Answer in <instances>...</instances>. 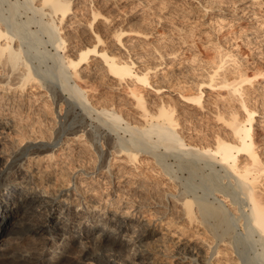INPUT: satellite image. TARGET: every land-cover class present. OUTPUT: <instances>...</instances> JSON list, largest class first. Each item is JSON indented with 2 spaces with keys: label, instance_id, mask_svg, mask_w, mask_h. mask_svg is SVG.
<instances>
[{
  "label": "rangeland",
  "instance_id": "obj_1",
  "mask_svg": "<svg viewBox=\"0 0 264 264\" xmlns=\"http://www.w3.org/2000/svg\"><path fill=\"white\" fill-rule=\"evenodd\" d=\"M95 1L98 2L102 0ZM106 1V7H102L99 3L98 6L101 8L103 14L115 18L114 26H120L130 32L125 40L131 45L132 49L130 50L131 53H129L131 55L127 56L123 50L119 49V46L115 44L113 45V41H107L108 44H112L111 48L113 51L121 55L123 54L127 59L130 58L135 62L137 70L151 69L149 74L151 85L143 86L142 84L137 83V88L144 96L149 112L155 113L161 103H165V105L168 104L169 106H176L178 110L176 112V117L181 120L177 130L188 143L195 140L196 136L197 138L199 137L198 139L202 140H206L209 136L208 140L210 141L212 138L211 136H214V134L219 132L225 134L228 132L225 125L220 121H217L215 116L216 114H219V112L224 114L229 110H237L239 114H244V111L240 106V100L235 96H229L225 89L209 87L205 82L209 81L208 75L210 76L211 67L213 66L212 63L216 62L213 60H218L217 55L220 50L227 52V55L228 52H230V55H233L234 57L236 56V58L238 57L237 60L239 61H237V65L241 66L243 68H241L242 70L256 74L258 71L264 69V0ZM32 2L33 0H0L1 25L6 26L12 34L14 33L16 36L15 39L18 40L17 42L21 43L20 46L23 50L22 57L24 61L26 60L25 62H27L35 77L37 76L36 78H39L38 80L41 83L43 81V85L47 87L37 88L39 83L35 81L28 85L25 92L18 90L15 91L13 95L17 99H20V101H17L20 105L18 106V111L16 110V114L19 113L17 114V116H19L22 112V117H36V124L39 125V129H43L44 126V131L47 130L46 132L49 134H53V130L55 132L56 123L57 126L58 124H61L60 127L63 126L61 129L65 130L66 128L67 130V132L64 131L62 134V139L67 133H70V136H72L71 133H74L76 127H80V125L85 127L86 131L90 130V132L93 133V146L90 152L100 156L102 159L106 152L105 148H103V144H105L104 142L109 141L107 138H110L111 143H115L116 145V143H120V136L116 132L113 133L114 131L112 132L108 127L101 128L102 125L98 120V116H96L97 111L95 109H101L102 107L110 108L111 110L114 109V111L119 112L129 124L132 123L131 125L134 126L138 123L139 125L145 123L144 118L142 117L143 113L136 105L135 97L128 92V85L122 83L123 85L119 86L114 78H111L103 71L100 72V70L95 69L96 61H90L88 70L82 68L79 71V74L83 76L87 75L86 79H88L85 81L87 86L85 95L89 99V101L86 102L87 105H85V107L88 106L87 111L84 109V106L78 103L75 96H71L68 91H65L66 86L60 81L62 80V72L59 71V66H61L58 61L59 55L54 46L51 45L53 40H51L49 35L47 37V33H44L46 32L43 26L45 23L43 20H40V14L33 13L34 10L32 8H34L33 5L35 2L33 4ZM89 2L90 0H74L73 7L77 10L76 14L78 15L82 13L83 6ZM38 24L40 25L38 26ZM67 27L68 26L65 24L64 30L66 31L63 32H65V35H68L67 38L71 37L72 39L75 34L73 32L75 31H72L73 29ZM15 33H18L19 35H16ZM231 58L233 59V57ZM231 58L230 60H232ZM56 63H58L59 66H57L58 64ZM97 64L99 67H102V64H99L98 62ZM231 64H228L226 69V74L229 78L235 76L233 63L231 62ZM91 71L93 72L92 74L90 73ZM68 72L73 73V71L70 70ZM164 78H167L165 81L169 79V83H161ZM69 82L74 84L73 79H70ZM202 83L204 85H202ZM162 84L164 85V88L159 91H156L152 87L163 86ZM167 86L169 87L167 88ZM200 87L203 90L202 108L185 101L181 94H179V92L184 93L191 92L192 90L196 91V89ZM244 88L245 94H243V99L246 101L249 108L252 107L257 111L253 122L255 131L254 137L258 140V142L256 141L258 143L256 150L262 160V164L264 165L263 77L261 75L258 76L252 85L244 84ZM1 90L2 89L0 88V96L2 95ZM44 90L48 91L45 92ZM9 94L12 95V91L9 92ZM48 96L53 101L49 99ZM90 106H93L94 109L89 108ZM88 112H90L92 116L88 115ZM13 113H15V111H13ZM15 120L17 122L19 121L16 118ZM60 120L61 122H59ZM21 124H23V122ZM51 126L53 128H51ZM14 131L15 130L10 131L3 129L0 125V171L4 169L5 171H3L6 176L9 174H17L16 177L14 176L15 178L13 177V180L4 182V184L1 183L0 185V196L4 195L3 197L5 198L11 193V195H8V197L11 196V199L9 200H12V196L14 195L20 197L22 193L21 191L26 192L27 188L24 189V185L26 186V184L21 185L22 179L29 178L32 173L31 170L36 167L39 168L42 165V163H40V165H38L39 167L35 166L34 162H30L32 165H29L27 160L24 159L22 164H18L16 167L9 166V156L11 152L20 150L26 145L25 142H21L19 134H17V132L14 133ZM57 131L58 130H56V132ZM52 134L49 137L53 138ZM203 135H206V138ZM200 136L203 138H200ZM124 137L127 139L125 135ZM211 140H213V138ZM147 148L149 147L146 146V149ZM141 149H144V147L142 146ZM54 151L56 154H59L57 148H55ZM158 151L159 152L157 153H160L161 150ZM162 151L164 150L162 149ZM163 153L161 152L162 156L161 154L156 155L155 153V156H158L156 159L158 160L157 163H155L156 161L154 159L156 157L154 154L150 155L151 153H141V155H139V161H136V165L138 166L137 173H132L133 175H131V177L133 179L130 178V180L135 181L139 175L138 172L141 171L139 173L143 172L142 174H145L146 183L150 185L153 184L160 188H164L170 193L177 191L176 193L178 194L182 193L191 198L195 197L197 200H200L201 198L200 202L202 201L201 203L204 204V206L209 207L211 205V209H220L221 212L218 211L225 214L226 218L223 223L229 218L227 220L228 223L226 222L227 224L224 225L219 221H212V218H210L211 220L209 224H215V226H212L213 228L215 227V230L218 229L217 232L215 231L217 236L222 233L225 235L230 233L225 237L223 235V238L227 239L229 238L228 236H230V238L233 236L232 240L228 239V241L230 242L231 240L232 242L230 246H238V251H236L237 248L235 246L231 247L234 249L228 248L226 250V254L228 255H218L219 262L215 260L217 263L264 264V260H260L264 256V249L261 247L263 244L262 242H260L261 245L258 244V239L260 238L256 234L253 236L250 232L247 233L248 231H244L246 230L245 226H247L244 225L247 224L244 222L246 220L242 215L241 217L238 215V213L244 214L246 212V209H244L245 205H243L245 203L242 201L244 198L240 195V192H238L239 190L235 188V185L233 186V184H231L233 181L230 180L231 178L229 179L225 170L218 164H215L216 166H211V161L209 160V162L207 160H197L198 162L196 160H191L189 156L184 155L181 152L174 153L175 155L170 154V156L173 155L172 158L169 157V155L167 157ZM112 157L113 155L107 154L108 161L106 162V165H122L121 163H113ZM163 157L167 158L165 159ZM182 159L186 160V162ZM116 160L120 162L123 158H117ZM195 161L198 164H195ZM202 161L203 163L205 161L208 162L206 163L207 165L203 164ZM158 163H160V166ZM44 164L46 165L47 162L43 163V167H45ZM190 164L192 166H190ZM211 164L214 163L211 162ZM198 166L201 167V169L198 168ZM163 169L164 171H162ZM186 170L188 171L186 172ZM225 174L226 176H224ZM168 175H171L172 177L174 176L173 181H175L177 185L176 191H174L175 184H169ZM225 177H228V179ZM38 178L32 177V182L33 180L36 182L32 183V185L35 188L38 186L42 189H37V187V190L34 193H30L31 191H29L27 196L28 199L29 197L37 198L36 196H38L42 201H40L41 204L44 205L36 210H30L28 205H24L22 207L24 211H20L22 215L20 214L17 218L8 219V223L3 222L5 223L4 225L0 222V230H2L0 235V264L7 263L8 254L23 247H34L35 235L26 234L20 230L26 219H30V217L33 218V213L39 219L41 218V221L44 219L43 222L44 224L46 223V236L55 239L52 248H50L51 246H48L46 249H38V251H40L39 253L38 251L36 252L37 257L43 256L48 262H50V264H75V261L76 264H188L177 259L181 258V255H178V251L183 247V243H186L190 248L184 252L186 257L189 256L190 258H195L196 254H198L202 259L201 262L194 261L191 264L199 262L202 264V262L207 259V253L205 252L208 249L207 245L205 246L204 242H201L205 228L187 229V227H185L187 225L183 224L184 222L176 219L177 215L175 210L167 214V217L161 219L162 221L155 219L149 212L150 210L148 207L132 208L131 210H126L128 211L127 214L123 211L125 210V205L122 203L118 204L119 202L117 201L115 194L112 191H108L110 190L109 188L108 190H103L104 186L100 185V191L93 194L92 198L91 195L80 198L75 192H71V185L67 191L69 179L66 180L67 184L64 185L68 197L67 195L54 197L53 194L56 193V191L52 189L53 187H56L55 184H53L55 183L53 182L54 180L46 177L47 180L44 182L43 175L41 177L42 181ZM208 179H210V181ZM211 180L213 183H209ZM259 183V187H261L260 189L263 194L264 174L261 176ZM85 187L87 186L83 185L81 189ZM216 187L219 189L216 190ZM234 189L235 192H233ZM185 192L187 193L185 194ZM228 192L232 197H227V199L226 197H223V195ZM233 194H235V196ZM65 198L67 199L65 200ZM113 198L116 200L112 201L114 204L106 207V204H104L105 199L111 201ZM230 198L234 199V201H231L233 202L231 203L232 207H229V205H231L229 204L230 202H228L231 200ZM236 199H238L237 202L235 201ZM91 201L97 203L96 207H91ZM238 201H240V211L242 212L244 210L242 213L237 209ZM78 204H81V206L78 207ZM160 209L161 211L163 210V208ZM232 209L236 213H233ZM231 213L233 214L231 215ZM72 218L76 219L73 223H71ZM237 218L239 221H237ZM242 222H244V224ZM18 223H20V226H17ZM216 224H221L218 226H220L222 230L219 227L216 228ZM226 225L229 229L230 227L232 228L230 229L232 232L227 230L228 228ZM148 228L149 230L155 231V236L152 239L141 237V240H136L135 237L138 234V236L145 234V230L147 231ZM247 235L250 236L247 237ZM220 237H222V235ZM138 239H140V237ZM256 239L258 240L257 242ZM233 240L237 243L234 244ZM63 241H67V244L73 243L74 247L78 246V249L79 245L80 247L87 246V251L84 252L82 257H77L75 254H72L71 248L70 250H67L68 252L65 253L64 257L54 259L52 256L55 253H52ZM259 246L261 250L259 249ZM143 248L146 250L144 252L146 253L145 257L136 256L135 254H138L139 250ZM232 250L233 254L231 252ZM194 251H198V253L193 254L195 253ZM262 259H264V257ZM80 260L83 262L81 263Z\"/></svg>",
  "mask_w": 264,
  "mask_h": 264
},
{
  "label": "bare ground",
  "instance_id": "obj_2",
  "mask_svg": "<svg viewBox=\"0 0 264 264\" xmlns=\"http://www.w3.org/2000/svg\"><path fill=\"white\" fill-rule=\"evenodd\" d=\"M34 2H35V4L33 5L34 8H32L30 4L29 5L34 10L33 13L35 12L40 14L41 17L40 20H43L45 23V25L42 24L44 26V30L46 31L44 33H47L46 34L47 37L49 35L51 40H53L51 45L54 46V48L57 50V53L59 55L58 61L61 66H59L58 63L56 64H58L57 66L60 67L59 71L62 72V78H61L62 80L60 81H62V84L66 86L65 91H68L71 96H75L78 100V103L84 106V109L87 111L88 106L85 107V105H87L86 102L89 101V99L85 95L87 89L85 81H87L88 79H86L87 75L83 76L79 74L80 73L79 71L82 68L88 70L90 61H96L95 69L100 70V72L103 71L111 78H114L116 82L119 84V86L123 84L128 85L127 86V88H129L128 92H130L135 97L136 105L141 109L140 111H142L143 113L142 117L144 118L145 123L141 125H139L138 123L135 124L134 126L131 125L132 123L129 124L123 118V116L119 112L114 111V109L111 110L110 108H106V107L105 108L102 107L101 109H95L97 111L96 116H98V120L102 125L101 128L103 129V127L106 128L108 127V129L110 128L112 132L114 131L113 133L116 132L120 136V137L118 136L120 143L118 142L116 143V145L115 143H111L110 138H107V140L109 141H106L104 142L105 144H103V148H105L106 150L105 156L101 159L100 156H97L96 154H92L90 152L93 146V133L90 132V130L86 131L85 127L81 125L80 127H76L75 129L77 131L75 130L74 133H71L72 136H70V133H67V135H64L62 139L61 138L62 134L64 133V131L67 132V130L66 128L65 130L61 129V127L63 126L60 127L61 124L60 125L58 124L57 126L56 123L55 124L56 128L55 127L54 128L58 131L56 132L55 130L54 132V130L51 129L53 130V134L51 133L53 135L52 138L49 137L51 134L46 132L47 130L44 131L45 130L44 126L43 129L41 128L39 129V125L36 124L37 123L36 117L33 116L22 117L21 114L22 112L20 113L19 116H17V114L19 113L16 114V110L18 111V106L20 105L17 103V101H20V99L19 98L17 99L13 95V93L17 90L25 92L28 85L34 83L35 81L39 83L37 88H41V87L45 88L46 86L43 85V81L41 83L38 80L39 78L38 79L36 78L37 76L35 77L34 73H32L31 69L29 68L27 62H25L26 60L24 61L22 57L23 50L22 47L20 46L21 43L17 42L18 40L15 39L16 36L14 35V33L12 34V32L9 31V29L6 26L1 25L2 23H0V88L2 89L1 90L2 95L0 96V125L3 127V129H7L10 131L15 130L14 133L17 132V134H19L21 138V142L26 143L24 148L11 152L9 156L10 157L9 166L16 167L18 164H22V161L24 159L27 160L29 165H32L31 164L32 162L35 163L34 164L35 166H38L40 165V163H42L40 167L38 166L39 168L36 167L32 169L31 170L32 173L29 172L31 173L30 177L28 176L29 178L21 177L24 178L22 179L21 185L26 184V186L24 185V189L26 188L27 189L26 192L21 191L22 193L20 197L14 195L12 196L13 197L12 200H9L11 199L10 198L11 196L8 197V195H11V193H9L5 198L3 197L4 195L0 196L1 224L4 225L6 222L8 223V219L17 218V216L21 214L20 211L23 210L22 207L24 205H28L30 207V210H36L37 208L42 207L44 205L41 204L42 201L38 196H36L37 198L29 197L28 199L27 194L29 193V191H31L30 193H34L37 189H42L41 187L38 186H37L38 188L36 187L37 189L33 187L32 183H36V182L34 180L32 182V177H36V178L39 177L42 181L41 177L43 175L44 182L47 180L46 177L48 179L54 180L53 182L55 183L53 184H55L56 186L52 188L56 191V193L53 194L54 197L68 194L66 192V188H64V185L67 184L66 180L69 179L68 180L69 185L67 184V191L69 190L68 188L71 185L72 186L70 187L71 192L72 191L75 192V194L79 195L80 198H84L90 195L92 198L93 194L97 193V191H100L101 186H104L103 190L105 189L108 190L109 188L110 190L108 191L110 192L112 191L115 194V197L119 202L118 204L122 203L125 205L124 206L125 210L123 211H125V213L127 214L128 211L126 210H131L132 208L148 207L150 210L149 212L153 215V217L159 221H162L161 219L167 217L166 216L167 214L175 210L177 215L176 219L181 222H184L183 224L187 225L185 226L187 227V229L190 230L194 228L200 229V227H202L203 229L205 228L203 233L204 238L202 237L201 242H204L205 246L207 245L208 249L207 250L205 249L206 250L205 252L207 253V259L206 261L203 260L204 262H202V264L203 263L220 264L215 261L217 260L219 262L218 255H222V254L228 255L226 254L227 253L226 250L228 248L234 249L231 247L235 246V245L230 246L233 237L232 233H231L232 237L230 238V236H228L229 238L227 239L223 238V235L225 237L230 233H228L227 235L222 233L221 234L222 237H220L221 236L220 234L219 236H217L216 232L218 229L215 230L214 229L215 227L213 228L212 226V225L215 226V224L212 225L209 224L211 220L210 218H212V221L213 220L217 222L219 221L224 225L228 223L227 220L229 218L225 221V223H223L224 219L226 218H225V214L220 213L221 212L220 209H218L220 211L219 212L216 208H215L216 210L211 209L210 204H208L210 205L209 207L204 206V204L201 203L202 201L200 202L201 198L200 200H197L195 197H193L195 198L193 199L182 193H181L182 195L180 193L179 194L176 193L177 185L176 182L173 181L174 176L172 177L171 175L170 176L168 175V179H169V184L172 183L175 184L174 191L176 192L174 193H170L166 189L160 188L156 185L153 184L150 185L146 183V178L144 176L145 174H142L143 172L139 173L141 171L138 172V174L141 176L139 175L138 177L135 176L137 177L135 181L130 180V178L133 179L131 177V175H133L132 173H137L138 166L136 165V161L139 159V155H141V153L142 154L144 152L145 154L151 153L150 155L154 154L155 156V153L157 155V154H161V152L162 153L164 152L163 153L164 155H166L167 157L169 155V157L172 158L173 155L170 156V154H174V153L176 154L177 152H181L182 154L189 156L191 160H196V161L209 160L214 163L211 164L210 162L211 166L218 164L225 170L229 179L231 178L230 180L233 181V183L231 184H233V186L235 185V188L239 190L238 192H240V195L244 198V200L242 201L243 203H245L243 205H245L244 209H246V212L244 214L238 213L240 217L242 215L243 218L246 220L244 222L247 224H244V222H242L244 225H247L245 226L246 230L244 231L246 232L248 231L247 233L250 232L251 234H253V236L254 234H256L260 238L258 239L257 237L259 241L256 239V242L258 241L259 242L258 244L262 242V244L264 245V195H263L264 193L262 194V191L260 189L261 187H259L260 186L259 180L261 176L264 174V165L262 164V160L260 159V156L256 150L258 140H256L254 137L255 131L253 127V122L255 120V114L257 111L254 110L252 107L249 108L246 101L243 99L244 97L243 94H245L244 84L252 85L255 82L256 78L260 75L263 77L264 80V69L258 71L256 74L242 70L243 68L237 65L238 64L237 61H239L237 60L238 57L236 58V56L234 57L233 55H230L229 54L230 52H228L227 55L226 54L227 52L220 50L217 55L218 60H213L216 62L212 61L213 66L211 67L210 76L208 75L209 73L207 74L209 77L208 78L209 81L208 82L206 81L205 83H207L209 87H218L219 89H225L229 96L237 97V99L240 100V106L243 109L244 114L242 115L239 114L237 110H231V111L229 110L227 113L224 114H221L219 112V114H216L215 118H217L216 119L217 121H220L222 124L225 125V128H227L228 132H226L225 134L224 133L221 134L220 132L214 134L215 133L214 132L213 134L215 137L210 135L213 138V140H211L212 138L210 137L211 138L210 141L208 140L209 136L206 138V135L205 136L203 135L206 138V140L198 139L199 137L197 138V136L196 137L194 136L196 139L188 143L186 142L182 134L177 130V128L180 125L179 122L181 120H179V118L176 117V112L178 111L176 106H172V105L169 106L168 104L165 105V103L164 104L161 103V105L158 107L155 113H151L147 109L146 106L147 104L145 103L144 96L141 94V91L138 90L137 83L142 84L143 86L151 85V78L149 76L151 69L137 70V68L135 67V62H133L130 58L127 59L125 55L122 54L123 55L122 56L121 54L113 51L111 48L112 44H108L107 41H111V42L113 41V45L115 44L119 46V49L123 50L125 54H127V56L131 55L129 54L131 53L130 50L132 49L131 45H129L127 43V40H125L130 32L127 31L126 29L121 28L120 26L118 27L114 26L115 18L103 14L101 12V8L98 6L99 3V5H102V7H106L107 4L106 0H102L98 2H96L95 0H90L88 4L83 6L84 8L81 11L82 13L78 15L76 14L77 10L74 9L73 7L74 0H33L32 4ZM65 24L69 27V29H73L72 31H75L73 33H75L76 36L74 34V37L72 36L73 37L72 39L71 37L67 38L68 35H65V32H63L66 31L64 30ZM39 25L40 24H38V26ZM18 33L15 34L19 35L20 33L19 34ZM231 57H233V59ZM230 58L232 60H230ZM97 62L99 64H102V67H99ZM231 62L233 63L234 67L233 66L232 67L235 73V76L233 78H229L226 74L227 66L228 64H231ZM67 70L73 71V73L72 72L69 73ZM90 73L92 74L93 72L91 71ZM70 79L71 80L73 79L74 84H71L69 82ZM166 79L164 78L163 82L161 83H165V82L169 83L168 82L169 79L165 81ZM202 85L204 84L202 83ZM152 87L156 91H159L164 88V85L163 86L160 85L159 87H154V86ZM168 87L169 86H167V88ZM9 90L12 91V95L9 94V92H11ZM179 94H181V96L184 98L185 101L198 105L202 108L203 90L201 89V87L196 89V91L192 90L191 92H184V93L179 92ZM43 97H47V96H43ZM89 108L94 109L93 106H90ZM13 111H15V113H13ZM88 115L92 116L90 112H88ZM239 115L241 116L238 117ZM15 118L19 121L17 122ZM22 122L23 124H21ZM59 122H61V120ZM52 126L51 128H53ZM122 134H124L127 137V139H125L124 135ZM201 137L202 136H200V138ZM142 146L144 147V149H141ZM146 146H148L149 148L146 149ZM55 148L59 150V154L55 153L54 151ZM162 149L164 151H162ZM158 150H161L160 153H157L159 152ZM107 154L113 155L112 157L113 163H121L122 165H118V166H114L113 164L106 165V162L108 161ZM157 157L154 159L156 161V162L154 161L155 163H157L158 161L156 160ZM117 158H123V160L118 162L116 160ZM182 160L186 162V160L184 159ZM46 162L47 164L46 165L44 164L45 167H43V163ZM197 162L195 164H198ZM208 162L205 161L203 164H206ZM160 163H158V165ZM190 166L192 165L190 164ZM198 168L201 169V167L199 166ZM3 170L0 171V185L1 183L4 184V182H9L13 180V177L14 176L16 177L17 175V174L16 175L9 174L8 176H6L4 173L5 170L4 171ZM162 171H164V169ZM187 171L188 170H186V172ZM226 174L224 176H226ZM228 177L225 178L228 179ZM208 180L210 181V179ZM56 182L59 184H57ZM209 183H213L212 180ZM83 185H86L87 187L81 189ZM217 189L219 188L216 187V190ZM233 192H235V189L233 190ZM186 193L187 192H185V194ZM233 195L235 196V194ZM230 196L231 194H229V192L223 195V197L226 198ZM66 199L67 198H65V200ZM232 199L228 201L230 202L229 204L233 203L231 201H234V199L233 200ZM237 200L238 199H236L235 201L237 202ZM112 201H116V200H114V198L111 201L105 199L104 204H106V207L107 206L109 207L110 205L114 204V202ZM239 202L240 201H238V203ZM238 203L237 205L239 207L240 203L239 204ZM96 205H97L96 202L94 203L92 202L91 207L94 206L96 207ZM79 206H81V204H78V207ZM230 206L232 207V204L229 205V207ZM238 207L237 209H239L238 211H240V207L239 208ZM160 208H163V210L161 211ZM234 212L235 211H233V213ZM233 213H231V215ZM32 215H34L33 218L30 217V219H26V221L24 220L25 221L24 225L22 224L23 226L22 228L20 227L21 228L20 230H22L26 234L35 235L34 247L32 246L31 248L23 247L11 254H8L6 264H50V262H48V260L44 258L42 255H41L42 257H37L36 252L38 251V249L41 250L46 249L48 248V246H51L50 248H52L55 243V239L46 236V227H45L46 223L44 224L43 222L44 219L43 221H41L42 219L40 218L41 219L40 220L37 216H35L34 213ZM75 220H76L75 218H72L71 223H73ZM237 221H239V219ZM19 224L20 223H18L17 226H20ZM218 225L216 224V228L217 227L220 228V226ZM227 228H228L227 230L232 229L231 227L229 229L228 226ZM1 231L2 230H0V235L2 233ZM145 232H146L145 234H141L140 236H138L139 234L137 236L135 235L136 240H141V237H147L148 239L150 238L152 239L155 236V231L149 230V228L147 231L145 230ZM230 232L232 231L230 230ZM249 236L247 235V237ZM139 237L140 239H138ZM228 239H231L230 242L228 241ZM66 242L67 241L61 242L59 244V247L53 251L52 254L55 253L52 256L54 259L58 257L59 258L64 257L65 253L68 252L67 250H70L71 248H72L71 251L72 254H75L77 257L78 256L82 257L84 252L87 251V246L80 247L79 245V249H78L77 248L78 246L74 247L73 243L67 244ZM233 242L234 244L237 243L235 242V240H233ZM263 245H261L262 249H264ZM182 246L183 247H181L180 245L181 248L178 251V255H181V258H177L179 259V261L188 264H191L194 261L201 262L202 259L198 254H196L198 253V251L197 252L194 251L195 253H193L196 254L195 258H190L189 256L186 257L184 252L185 250L187 251V249L189 250L190 248L186 243L185 244L183 243ZM145 251H146L145 248H143L139 250L138 254L136 253L135 255L138 257H145L146 254L144 253ZM236 251H238V248ZM39 252L40 251H38V253ZM231 252L233 254V250ZM186 254L189 255L188 253ZM262 258L260 260L263 261L264 259ZM82 262L83 261H81V263ZM200 262L196 264H200ZM74 263L76 264V261Z\"/></svg>",
  "mask_w": 264,
  "mask_h": 264
}]
</instances>
